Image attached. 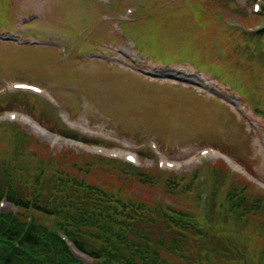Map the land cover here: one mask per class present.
<instances>
[{"label":"rangeland","instance_id":"rangeland-1","mask_svg":"<svg viewBox=\"0 0 264 264\" xmlns=\"http://www.w3.org/2000/svg\"><path fill=\"white\" fill-rule=\"evenodd\" d=\"M263 5L0 0V13H11L5 27L0 17L2 37L38 43L0 40V90L7 91L0 94V212L17 216L18 225L34 219L42 241H49V231L71 241L66 226L101 256L96 262L64 242L82 264H189L176 250L196 261L201 240L210 238L213 257L226 258L214 264H264ZM115 24L124 36L113 32ZM17 81L41 86L51 100L7 90ZM11 112L28 116L48 134L5 116ZM63 132L111 153L70 143L76 140ZM131 152L136 166L127 171L125 155ZM49 176L55 182L45 184ZM82 182L91 185L89 193ZM212 187L217 206L208 212ZM6 195L61 207L52 215L18 209ZM71 203L86 206L83 223L93 235L97 227L98 238L77 226L67 210ZM99 221L109 222L103 233ZM112 225L128 236L115 234ZM121 245L141 257L130 263ZM44 249L31 250L50 256L52 248Z\"/></svg>","mask_w":264,"mask_h":264},{"label":"trees","instance_id":"trees-1","mask_svg":"<svg viewBox=\"0 0 264 264\" xmlns=\"http://www.w3.org/2000/svg\"><path fill=\"white\" fill-rule=\"evenodd\" d=\"M1 106H2L1 108L7 107L6 104H2ZM63 134L67 136H71V137L75 136L68 132H63ZM19 136L24 137L25 135L23 132H20ZM82 140H85V139L82 138ZM125 166H126L127 171L135 170L132 166H129V165H125ZM7 171L9 172V174H11L8 168H5L4 170H2L4 174ZM4 174H3V177H4ZM49 177L50 178H46L47 180L46 179L43 180L45 184H47L51 180L53 183L55 182V179H53L52 176H49ZM81 184L85 185V189L87 190L86 193H89V188H91V185L86 184L84 182H82ZM211 190H212V193L208 197V205L206 206L208 212L214 211L215 207L217 206L216 202L218 199L217 192H215L216 188L214 189L212 187ZM5 198L7 201L15 205L18 209L20 208L25 209V210L33 209L37 212L47 214V215L54 214L53 212L56 211L58 207H61L59 206V203H57L56 205H53L52 208H49L45 202L35 203L28 198H21V196H17V198H15L13 197V195H6ZM85 207H86L85 205L84 207H80L76 203H71L67 210L71 211L72 216L77 217L78 220L75 219L76 222H78L77 226L83 229L84 233L87 234V236L91 238H98V236H96L97 231H98L97 227H96V233L93 235L91 234V231L89 232L87 224L83 223L84 218L82 217L80 212H82ZM108 227H109V222L102 221L100 222L98 228L103 233L104 230H106ZM113 228H114L115 234L119 233L120 235H124L125 237L128 236V232L126 231L125 228L115 227L114 225H112V230ZM36 229L37 228H36V223L34 219L29 223L24 222L23 225H18L17 216H13L10 213L0 212V264H19L20 262H24L25 264H82L77 259L74 258L71 250L65 245L63 240H61L55 233L49 231L47 233V237L49 238V241L47 240L42 241V239H40V237L38 236ZM62 230L69 236L74 246L78 250H80V252L86 254L87 256L92 258L94 261L98 262V260L101 257L98 252H91V250H87L84 247L85 245H84L83 240L74 237L72 235V232L66 226L62 227ZM101 237L105 238V235ZM108 238L112 241L114 240L112 236L107 237V239ZM232 240H235V239L232 238ZM213 243H215L214 240H213ZM216 243H219V242L216 241ZM16 244H17V247H16ZM201 244H202L201 252H198L197 254L198 258L196 259V261L188 256L185 259L184 256H181L179 254L178 250H176L175 252L178 254V256L176 257L181 258L183 261H185L186 263L188 262L189 264H191V262L194 264H196L197 262L200 263V262L206 261V259L207 260L209 259L210 261V263L208 262L207 264H214V260H217V261H220L221 259L226 260V258H223V256H219L218 258L213 257L214 254L212 252H214V249L212 248V245H211V238L209 242H207L206 240H201ZM34 247L35 248L45 247L43 252H45V250H47V248L50 247L52 248L51 255L49 256L47 253L32 252L31 249H33ZM123 248H124L126 260L129 261L130 263H134L136 258L141 257L139 254L132 253L131 250L127 249V247L123 246ZM175 249H178V248H175ZM203 250L205 253L207 252V255H205L204 257H202ZM215 250L219 252L220 248L215 249ZM57 252L60 255L59 258L57 257ZM182 252H184V249H182ZM261 259H264V252H261ZM230 260L234 261L233 259H230Z\"/></svg>","mask_w":264,"mask_h":264},{"label":"bare ground","instance_id":"bare-ground-1","mask_svg":"<svg viewBox=\"0 0 264 264\" xmlns=\"http://www.w3.org/2000/svg\"><path fill=\"white\" fill-rule=\"evenodd\" d=\"M20 117L24 123L23 124H26V125H31L37 132H39L40 135H47V130H44L43 128H41L40 126H38L34 121H32L29 117L27 116H18ZM22 121V122H23ZM217 155V153H216ZM232 165H234L235 163L232 162L231 163ZM235 166V165H234Z\"/></svg>","mask_w":264,"mask_h":264}]
</instances>
